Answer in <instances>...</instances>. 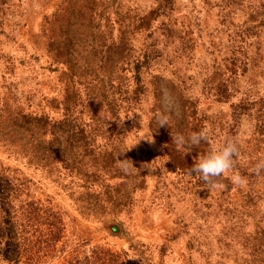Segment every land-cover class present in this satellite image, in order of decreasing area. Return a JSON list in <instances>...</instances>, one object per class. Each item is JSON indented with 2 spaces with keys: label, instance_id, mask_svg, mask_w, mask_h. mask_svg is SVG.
<instances>
[{
  "label": "rangeland",
  "instance_id": "1",
  "mask_svg": "<svg viewBox=\"0 0 264 264\" xmlns=\"http://www.w3.org/2000/svg\"><path fill=\"white\" fill-rule=\"evenodd\" d=\"M66 1L0 0V103L60 118L64 79L85 97L77 77L47 49ZM96 1L109 39H116L120 17L147 18L129 31V43L147 59L136 78L125 80L119 106L125 142L145 182L129 211L115 214L112 224L120 234L104 232L77 212L69 197L77 179L62 169L49 177L3 153L0 165L23 182L22 196L63 211L66 249L82 238L115 247L140 241L150 248L153 264H264L255 241L264 235V171H254L264 160V0ZM153 75L195 102L213 146L238 142L236 166L221 179L225 188L210 191L196 175L178 169L165 141L151 130L160 112ZM217 80L220 89L212 85ZM156 128L168 139L169 126ZM187 150L200 155L195 147ZM234 172L247 182L233 185L228 177Z\"/></svg>",
  "mask_w": 264,
  "mask_h": 264
},
{
  "label": "trees",
  "instance_id": "2",
  "mask_svg": "<svg viewBox=\"0 0 264 264\" xmlns=\"http://www.w3.org/2000/svg\"><path fill=\"white\" fill-rule=\"evenodd\" d=\"M66 2L63 20L52 25L54 36L47 49L68 68L70 75L77 77L84 86L85 97L64 79L60 118L0 103V153L20 159L49 177L60 169L75 177L78 187L69 197L77 212L94 220L104 232L118 233L119 228L112 224L117 219L115 214L129 211L135 191L145 182L144 173L135 164L133 152L125 142L119 106L125 80L129 76L136 78L147 59L145 53L129 43V31L147 23V18L137 15L130 22L127 15L120 17L116 20V39L112 40L103 34L105 14L97 10L96 0ZM152 85L160 112L163 89L174 99L175 108L168 113L171 122L170 132H166L168 139L157 130L155 119L150 121V128L169 147L167 152L173 164L189 172L213 145L202 142L199 147L193 146L200 155L190 156L187 147L173 149L172 136L187 137L199 132L204 129V120L197 114L195 102L185 98L174 83L153 75ZM212 85L220 89L223 83L217 80ZM117 159L130 160L133 167L126 173L117 165ZM113 178L119 180L110 183ZM22 195L23 182L0 165L2 264H153L150 248L140 241L115 247L82 238L78 247L66 249L62 244L66 238L63 211ZM255 241L257 251L264 257V235L262 240Z\"/></svg>",
  "mask_w": 264,
  "mask_h": 264
},
{
  "label": "clouds",
  "instance_id": "3",
  "mask_svg": "<svg viewBox=\"0 0 264 264\" xmlns=\"http://www.w3.org/2000/svg\"><path fill=\"white\" fill-rule=\"evenodd\" d=\"M161 104L163 111L156 114V123L158 127H170V116L168 113L174 110L175 103L167 89L162 90ZM172 141L178 150L185 147L190 149L193 146L199 147L202 142L210 143L209 130L205 128L199 132H193L187 137L182 134H177L172 136ZM238 155V142L235 140H227L221 146H213L204 157L198 158L190 168L189 174L195 173L210 191L223 189L226 186L220 181V177L225 176L235 168V158ZM117 165L126 173L133 167L132 162L130 163V160L127 159H117ZM254 171L256 174L264 171V160H260L254 165ZM228 178L233 185L237 186L247 182L246 177L241 176L239 172H234Z\"/></svg>",
  "mask_w": 264,
  "mask_h": 264
}]
</instances>
